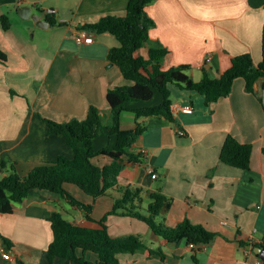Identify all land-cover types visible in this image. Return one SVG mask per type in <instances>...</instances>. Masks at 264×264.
I'll use <instances>...</instances> for the list:
<instances>
[{
    "label": "crops",
    "instance_id": "1",
    "mask_svg": "<svg viewBox=\"0 0 264 264\" xmlns=\"http://www.w3.org/2000/svg\"><path fill=\"white\" fill-rule=\"evenodd\" d=\"M129 1L0 0V51L6 57L0 61V160L16 162L20 175L60 156L74 157L63 135L48 133L44 119L59 123L84 119L89 107L96 105L105 125L111 123L108 91L132 84L109 59L110 49L120 42L110 33H95L92 44L80 43L77 33L103 17L125 16ZM23 6L32 7L45 21L48 11L54 10L56 24L40 25L32 17H23ZM146 10L155 21L150 38L170 50L165 69L188 65L187 73L201 81L205 76L219 78L241 54H251L256 65L262 61L264 0H156ZM3 16L11 22L8 29L2 25ZM139 54L147 56L148 48ZM262 83L259 79L250 90L245 79L238 78L229 96L209 105L203 95L174 85L175 121L165 117L139 120L147 129L130 151L147 153L140 161H124L118 185L144 188V212L152 193H164L172 200L170 211L162 217L168 226L189 219L216 237L196 249L186 240L169 243L144 221L111 214L107 228L113 238L135 235L149 248L165 253L164 260L145 251L123 253L118 255L122 264H264L253 245L264 244ZM162 101L163 95L156 91L151 101L130 102L127 107H153ZM185 107L192 112L184 111ZM136 125L134 112L122 114V129ZM230 135L253 146L249 170L221 161ZM116 141V135L106 132L93 143L99 151ZM95 162L104 166L111 159L100 156ZM69 184L65 187L76 199L92 206V220L87 211L59 194L34 190L14 204L13 213L0 212V264H48L53 213L77 225L99 227V221L113 209L111 195L118 194L111 191L110 195L84 198ZM53 264L76 263L56 258Z\"/></svg>",
    "mask_w": 264,
    "mask_h": 264
},
{
    "label": "trees",
    "instance_id": "2",
    "mask_svg": "<svg viewBox=\"0 0 264 264\" xmlns=\"http://www.w3.org/2000/svg\"><path fill=\"white\" fill-rule=\"evenodd\" d=\"M156 0H130L125 16L109 15L98 22L87 24L80 29L92 33H110L120 42V46L109 51V59L118 65L130 85L112 88L107 93V101L111 107V123H104V115L96 105L89 107L86 118H71L59 123L44 119L49 134L63 135L74 157L68 159L60 156L54 162H47L35 167L28 175L18 173L16 162L0 160V212L13 213L14 204L22 202L34 190H47L59 194L69 202L87 211L88 219L92 206L76 199L65 187L66 183L78 186L82 191L95 198L112 194L113 209L108 215H122L144 221L157 236L169 243L186 240L197 246L211 243L216 234L204 226L194 224L189 219L178 222L171 227L165 223L163 216L172 207V200L162 192L151 194V201L147 209H142L144 202V188L140 186H120L119 177L124 170V161H140L142 154H134L130 149L141 139L147 126L139 121L146 117H165L175 121L172 112V87L203 95L207 105L227 97L231 94L234 81L243 78L248 89L259 79H263L264 89V30L262 38V61L256 65L249 53L235 56L231 67L219 78L212 79L205 76L201 81H195L188 73V65H181L169 69L164 68V60L170 50L158 45L150 38L149 30L155 21L149 16L146 8ZM46 20L56 24L53 14H48ZM4 29L11 26L7 16L1 18ZM148 48V55L143 56L139 51ZM4 53L0 51V61H5ZM156 91L163 95L161 104L131 110L127 107L130 102H148ZM126 111H132L137 118V125L132 129H122L121 117ZM108 132L116 135L114 145H108L97 151L94 139ZM253 146L239 142L229 136L222 148L221 161L249 170L251 167ZM107 157L111 162L100 166L95 162L97 157ZM106 215L99 223V227H87L74 224L61 213H53L50 217L54 239L48 247V264H53L56 258L74 261L76 264H122L118 255L145 251L150 255L158 254L164 260L165 253L146 246L135 235L113 238L106 225ZM157 218H162L157 221ZM254 247L264 248V244H253ZM89 253L98 255L96 260L88 258ZM18 264H25L19 261Z\"/></svg>",
    "mask_w": 264,
    "mask_h": 264
},
{
    "label": "built area",
    "instance_id": "3",
    "mask_svg": "<svg viewBox=\"0 0 264 264\" xmlns=\"http://www.w3.org/2000/svg\"><path fill=\"white\" fill-rule=\"evenodd\" d=\"M55 11L54 10H49L48 14H53ZM77 40L80 43H85V44H92L95 41V34L86 30V29H80L77 33ZM211 56H209L208 58L210 59ZM184 111L186 112H192V108L191 107H185ZM181 134H184L183 132H180ZM147 151L143 150L142 154H146ZM158 177L157 173L152 170V178L156 179ZM224 225H228V223L226 221L222 222ZM190 246L192 248H196V249H202L204 246L206 245H202V246H197L194 244H190Z\"/></svg>",
    "mask_w": 264,
    "mask_h": 264
},
{
    "label": "water",
    "instance_id": "4",
    "mask_svg": "<svg viewBox=\"0 0 264 264\" xmlns=\"http://www.w3.org/2000/svg\"><path fill=\"white\" fill-rule=\"evenodd\" d=\"M21 15L26 18L32 17L33 19L37 20L40 25L48 26L49 23L42 19V16L40 14L33 13V8L29 6H23L20 9ZM255 252L263 259L264 261V248L262 247H256Z\"/></svg>",
    "mask_w": 264,
    "mask_h": 264
},
{
    "label": "rangeland",
    "instance_id": "5",
    "mask_svg": "<svg viewBox=\"0 0 264 264\" xmlns=\"http://www.w3.org/2000/svg\"><path fill=\"white\" fill-rule=\"evenodd\" d=\"M69 185L74 186L75 188H77V189L80 191V194H82V195L84 196V198H90V195H87L84 191H82L81 189H79L76 185H74V184H69ZM84 198H79V199H80V200H83ZM113 206H114V203H113ZM101 207H102V206H100V208H101ZM106 215H108V214H106ZM106 215H105V216H106ZM105 216H103V218H104ZM109 216H110V215L107 216V219H106V225H108V218H109ZM103 218H102V219H103ZM102 219H101V220H102ZM101 220H100V221H101ZM100 221H99V222H100ZM157 221H160V219L157 218ZM99 226H100V223H99ZM91 256L97 258V255L94 254V253H89L88 258L91 259ZM95 258H93V259H95Z\"/></svg>",
    "mask_w": 264,
    "mask_h": 264
}]
</instances>
